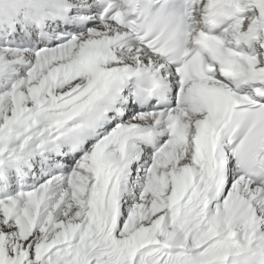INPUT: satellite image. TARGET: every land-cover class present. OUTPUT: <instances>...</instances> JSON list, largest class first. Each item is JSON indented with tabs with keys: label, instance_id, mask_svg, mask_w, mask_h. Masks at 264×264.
Instances as JSON below:
<instances>
[{
	"label": "snow or ice",
	"instance_id": "1",
	"mask_svg": "<svg viewBox=\"0 0 264 264\" xmlns=\"http://www.w3.org/2000/svg\"><path fill=\"white\" fill-rule=\"evenodd\" d=\"M0 264H264V0H0Z\"/></svg>",
	"mask_w": 264,
	"mask_h": 264
}]
</instances>
